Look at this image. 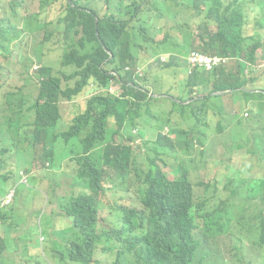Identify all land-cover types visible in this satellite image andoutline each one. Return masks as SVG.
Wrapping results in <instances>:
<instances>
[{"label": "trees", "instance_id": "16d2710c", "mask_svg": "<svg viewBox=\"0 0 264 264\" xmlns=\"http://www.w3.org/2000/svg\"><path fill=\"white\" fill-rule=\"evenodd\" d=\"M28 1H8L10 11L0 19V49L9 51L26 33L35 38L29 30L33 19ZM188 2L204 8L211 2L217 14L212 18L220 22V30L213 32L207 18L194 36L180 26L199 16L191 14ZM44 11L40 6L34 20ZM14 19L19 20L17 25ZM249 23L221 0H91L88 5L63 0L57 20L38 25L43 37L36 47L43 56L55 46L60 48L59 68L40 64L26 84L0 92V197L13 191L15 199L16 169L29 172L40 162L64 173L71 166L70 192L59 196L55 189L45 191L71 225L44 228L29 215L0 203L1 224L14 231L23 227L19 240L26 248L31 245L42 251L14 262L6 252L11 240L0 236V264H264V174L254 186L226 176L224 195L216 191L209 198L198 195L200 203L193 199L195 187L203 184L191 179L195 173L208 175L212 166L228 168L227 163L238 156L248 157L264 173V64L256 63L257 52L262 51L264 59V50L257 41L251 55L243 52L241 30ZM263 23L253 22L256 28ZM157 32L161 39L155 37ZM257 35L264 38L262 32ZM194 49L220 60L212 71L197 69L187 78V95L194 88L202 92L196 99L154 98L126 71L139 63L140 56L146 66L166 54L171 62L185 58ZM260 68L262 75L254 77ZM112 81L121 87L119 96L107 92ZM91 82L100 92L77 105L83 112L71 115L64 126L61 103L85 94ZM228 96L243 102L248 113L227 112ZM166 102L169 109L162 105ZM209 115L218 117V143L205 129ZM109 130L114 131L113 148L105 140ZM132 130L138 131L136 136ZM145 131L154 138L147 139ZM27 151L30 159L24 155ZM114 172L121 178L117 180ZM18 176L20 182V171ZM26 179L21 184L29 186V175ZM109 189L129 198L128 205L116 204L110 217L111 204L102 199ZM251 193L255 202L249 199ZM18 215L24 216L22 222ZM107 217L108 229L101 227ZM222 240H229L232 248L216 253L214 247ZM98 256L100 260L95 259Z\"/></svg>", "mask_w": 264, "mask_h": 264}, {"label": "rangeland", "instance_id": "374dc122", "mask_svg": "<svg viewBox=\"0 0 264 264\" xmlns=\"http://www.w3.org/2000/svg\"><path fill=\"white\" fill-rule=\"evenodd\" d=\"M9 0H0V19L6 17V15L10 11V6L7 5ZM85 5L90 4L91 0H82ZM225 5L231 6L235 9L243 18L250 21L248 25H245L241 30V35L245 39L243 52L247 55H251L252 47L255 42H259L261 45V50H264V38L259 39L258 33H264V23L262 27L256 28L253 24L256 20H263L264 21V0H221ZM190 6L191 14L199 13L198 17H194L187 21L186 23L180 24V26H185L191 32V35L194 36L196 33L197 27L204 23L207 19L210 21V28L213 32H217L220 30V22L215 18H212V15L216 16L214 5L211 2L205 3L207 6H204L200 3L192 4L191 2L187 3ZM63 5V0H29L26 6L30 8V16L32 17V22L30 24V33L35 37H30L29 33H26L19 42L15 43L11 48L10 52L7 53L4 50L0 51V72L2 73V77L0 78V92L4 91L8 87H12L14 85H24L26 81L29 79V73L32 74L36 71L34 68L35 66L38 67L40 64L47 65L53 67L55 70L59 68L60 64V56H61V49L56 47L54 48L53 52L48 56H43L40 49L36 48L39 47V42L42 40L43 31L38 30V25L41 23L46 22H55L59 16L61 7ZM40 6L45 7L44 13H41L35 20L34 17L36 15L37 9ZM214 8V9H212ZM208 10V12H207ZM220 17L222 15L220 14ZM207 18V19H206ZM19 20H14V23H18ZM157 27H160V24H157ZM155 37H160V33L157 32ZM60 38V37H59ZM58 38V39H59ZM176 40H180V38L175 37ZM55 40V41H58ZM255 53V51H254ZM262 51L257 52V62L264 64V59L261 56ZM186 58V57H185ZM185 58H175L172 61V65L169 68H163L162 65L168 64L170 59H166L162 61L160 59V64H155L153 62H149L145 67H143V76L146 77L147 85L150 88L151 92L157 94H164L170 92L174 96H179L180 90L182 89L184 82L187 77V65ZM30 59V60H29ZM31 61V62H30ZM70 71V70H69ZM263 73V69H258L257 72L253 73V76H260ZM142 76V77H143ZM113 86L115 84H112ZM33 89V88H32ZM115 94L117 90L113 89ZM228 92V91H227ZM227 92H224L225 95ZM75 99V98H74ZM73 99V100H74ZM86 99L83 98L81 102H70V101H63L64 107V121L63 125H67L70 120L71 115L78 114V107H81L83 102ZM225 105L228 111L237 114L243 115L248 113L245 110L244 104L241 101L235 102L233 99L228 96L225 98ZM75 105V106H72ZM202 118V117H201ZM111 123L109 125L110 128L114 127L113 120H110ZM218 121V117L209 115L205 121L206 123V132L210 135L211 139L218 143L220 141L219 136H215V125ZM126 127H130L131 124L129 122H125ZM185 128V125H183ZM114 133L113 130H109L105 134V140L111 145H115V142L112 140V134ZM146 138H154L151 137V134L147 131ZM133 135H136L133 132ZM116 142H122L119 138H114ZM177 148L180 150L183 147V142L181 140L176 142ZM112 147V146H111ZM113 148V147H112ZM116 150V149H115ZM220 151L218 150V153ZM24 155L27 159H30V152H24ZM228 168L224 166H212L209 170L208 175H203L200 173H195L191 175V179L195 184L202 183L203 186H196L195 192L196 196L193 199V202H202V199L198 195H202L203 197H211L212 193L216 191L218 195H224L222 188L223 185L226 183V176L231 178H241L246 180L248 184L251 186L257 185V178L263 176V172L260 171L259 168L253 166L251 162H249L248 157L238 156L233 158L228 163ZM12 167L9 166L7 172L11 170ZM20 171V175L23 177V180L26 181L27 175L30 177V184L29 186H25L19 183V176L18 173ZM26 173H25V172ZM164 171L167 173L170 180L174 179V174L171 172L169 168H164ZM13 175H15L18 179V183L14 186L16 189V197L14 199L13 204L9 207L20 214H27V215H35L36 218L42 215H54L52 220V226L56 230H60V227H65L66 224L68 226L71 225L68 222V219L57 216L58 213L54 210L55 206L54 203L50 202L49 198L46 195V189L51 188L55 189L59 192L60 195H64L71 191V189L67 188V185L71 182V178L74 175L73 168L71 166L65 169L64 173H53L47 169L46 166H43L41 163H37L31 166L30 171L27 172L25 169H16L13 171ZM115 177L117 175L114 172ZM37 187V189L35 187ZM108 187V185L106 184ZM207 187V188H206ZM255 194L251 193L249 199L252 202H255ZM102 199L105 203L111 204L109 208V217L112 208L116 204H124L128 205V199L124 197V195L118 191L107 190L104 194H102ZM232 197L229 195L228 202H230ZM31 204L32 207L27 210V206ZM1 205V204H0ZM170 205L167 204L166 207L168 208ZM149 207L144 208V211H148ZM153 208L157 209L158 206H154ZM229 209V206H224L221 210L222 215H224ZM102 216H107V211L102 212ZM109 217H107V221L101 224V227L106 229L109 228ZM24 216L18 215L17 221L22 222ZM215 220L213 219L212 222ZM0 220V224H1ZM211 222V221H210ZM218 224V222H217ZM236 224V222H234ZM2 226L4 224L2 223ZM1 226V227H2ZM23 227L20 230H17L13 237L17 238V241L11 242V246L8 248L6 252L14 251L17 254V259L19 260L20 257L24 254L28 256H35L37 253H41L40 248H26L25 242L20 241L19 237L23 235ZM42 239V238H41ZM229 240H222L218 242V244L214 247V251L216 253H220L225 249L231 250ZM233 244V243H232ZM235 244V243H234ZM95 259H101L100 256L95 257ZM250 259H256V257H250Z\"/></svg>", "mask_w": 264, "mask_h": 264}, {"label": "clouds", "instance_id": "9594fccd", "mask_svg": "<svg viewBox=\"0 0 264 264\" xmlns=\"http://www.w3.org/2000/svg\"><path fill=\"white\" fill-rule=\"evenodd\" d=\"M15 20V19H14ZM14 20H13V23H14ZM15 25H17V23H14ZM25 35V34H24ZM23 35V36H24ZM22 36V37H23ZM21 37V38H22ZM21 38L19 39V40H17V41H15L11 46H10V48H9V51H7V50H4V49H0V51L1 50H4V51H6L7 53H9L10 52V50H11V48L13 47V45L15 44V43H17V42H19L20 40H21ZM192 51H198V52H200V53H202L201 51H199V50H197V49H194V50H191L189 53H188V55H187V57H186V65H187V77H186V80H187V78L192 74V72L193 71H195V70H197V69H201V70H204V71H206L205 69H202V68H191L189 65H188V62H187V58H188V56H189V54L192 52ZM202 54H204V53H202ZM204 55H206V56H209V55H207V54H204ZM171 57V55L170 54H166L163 58H161V60L162 61H164V60H166V59H168V58H170ZM209 57H215V56H209ZM155 64H160V62H158V63H155ZM171 65H172V62L170 61L168 64H164V65H162L163 66V68H169V67H171ZM219 66V65H218ZM217 66V67H218ZM143 67H145V57H143V56H140L139 57V63L134 67V68H129V67H127L126 68V71H129V72H132L133 73V75H134V79L137 81V83H139V85H143L144 86V88L145 89H147L149 92H148V94H149V96H152V97H154V98H158V99H164V98H167V97H173V98H179V97H188V96H193L194 97V99H196V96H198L200 93H202L201 92V90L200 89H198V88H194V89H192L193 90V93L192 94H189V95H187L186 93H188V91H190V88H188L187 86H186V80H185V82H184V85H183V87H182V89L180 90V94H179V96H174V95H172L170 92H167V93H164V94H157V93H153V92H151V90H150V88L148 87V85H147V80H146V77H144L143 76ZM216 67V68H217ZM35 69L37 68L36 66L34 67ZM207 72H209V71H207ZM34 73V72H33ZM32 73V74H33ZM32 74H30V75H32ZM143 76V77H142ZM29 80V79H28ZM27 80V81H28ZM26 81V82H27ZM26 84V83H25ZM112 84H115L114 86L112 85ZM21 86V85H20ZM91 88V87H93V89L91 90V91H89V96L88 97H86L85 99V101L87 102V100L90 98V97H92L94 94H96V93H98V92H100V90H98L97 88H96V86L91 82L88 86H87V88ZM113 89H115V90H117V93L115 94V91L113 90ZM6 90V89H5ZM107 92L110 94V95H112V96H119L121 93H122V90H121V87H120V85L118 84V82H116V81H112L111 82V84H110V86H109V88L107 89ZM214 94H216V95H218L219 93H214ZM79 95H77V96H75V97H73L71 100H69L70 102H72V101H74L77 97H78ZM75 98V99H74ZM74 99V100H73ZM65 101H67V100H65ZM224 101H225V99H224ZM166 109H169L170 108V104L168 103V102H166V103H163L162 104ZM224 106H225V108H226V105H225V102H224ZM226 111L227 112H229L231 115H237V114H234V113H232V112H230V111H228V109L226 108ZM83 111H79L78 112V114H80V113H82ZM113 119V118H112ZM114 120V119H113ZM135 131H136V135H137V133H138V131L137 130H132V135H133V132L135 133ZM136 135H133V136H136ZM133 145V144H132ZM37 163H40V162H37ZM37 163H35V164H37ZM34 164V165H35ZM42 164V163H41ZM43 165V164H42ZM43 166H46L47 167V169L49 170V171H51L50 169H49V166H48V164L47 163H45ZM51 172H53V171H51ZM59 172V171H58ZM53 173H57V172H53ZM27 177H28V175H27ZM21 182H24V183H26L27 182V179H26V181H24L23 180V177H22V180H20V184H21ZM223 189V188H222ZM111 190V189H110ZM113 191H116V190H113ZM118 192H120V193H122L123 195H124V197H126L127 199H129L128 198V195L127 194H125V193H123V192H121V191H118ZM8 194H5L4 196H2V197H0V203L2 204V201L5 199V197L7 196ZM14 201V200H13ZM13 201H12V203H13ZM12 203L10 204V205H12ZM10 205H8V206H6V207H9ZM54 206H55V208H54V210L58 213V215L57 216H62V217H64V218H66L67 219V217L64 215V214H62L60 211H58L57 209H56V205L54 204ZM53 217H54V215H42V214H40L38 217H37V223L39 224V225H41L42 224V226L44 227V228H46V224H48V226L50 227V228H52L53 226H52V220H53ZM2 224H0V228H3L4 226H2ZM11 242H13V241H11ZM11 245H9V247H10ZM13 252V254H15L16 255V257L14 258H12V261H14V262H20L21 261V259H22V256L20 257V259L18 260L17 259V254L14 252V251H12ZM30 257V256H29Z\"/></svg>", "mask_w": 264, "mask_h": 264}, {"label": "built area", "instance_id": "2783aa9c", "mask_svg": "<svg viewBox=\"0 0 264 264\" xmlns=\"http://www.w3.org/2000/svg\"><path fill=\"white\" fill-rule=\"evenodd\" d=\"M187 62L191 68H202L206 71H212L220 64V60L217 57H209L198 51H192L187 58ZM12 201L13 191L5 197L2 201V205L8 206Z\"/></svg>", "mask_w": 264, "mask_h": 264}, {"label": "crops", "instance_id": "0c3cea01", "mask_svg": "<svg viewBox=\"0 0 264 264\" xmlns=\"http://www.w3.org/2000/svg\"><path fill=\"white\" fill-rule=\"evenodd\" d=\"M93 89V87H89L87 88V92L83 95H79L74 101L72 102H81L83 98H86L89 96V91H91ZM88 93V94H87ZM72 106H75V105H72ZM77 106V105H76ZM78 111H81L78 107H77ZM133 129V128H132ZM30 218H32L35 222H37V218L35 215H30ZM46 228H50L48 226V224H46ZM16 231H14L12 228L10 227H7V226H4L3 228H0V236L3 237V238H7L11 241H17V238L13 237V234L15 233ZM10 255L12 256V258L16 257L15 254H13V252H9Z\"/></svg>", "mask_w": 264, "mask_h": 264}]
</instances>
